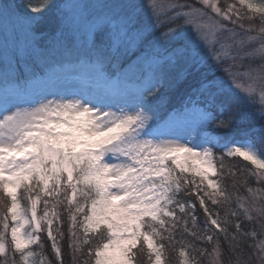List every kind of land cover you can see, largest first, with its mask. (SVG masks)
<instances>
[{"label": "snow or ice", "instance_id": "1", "mask_svg": "<svg viewBox=\"0 0 264 264\" xmlns=\"http://www.w3.org/2000/svg\"><path fill=\"white\" fill-rule=\"evenodd\" d=\"M177 245L264 264V0H0V264Z\"/></svg>", "mask_w": 264, "mask_h": 264}, {"label": "trees", "instance_id": "2", "mask_svg": "<svg viewBox=\"0 0 264 264\" xmlns=\"http://www.w3.org/2000/svg\"><path fill=\"white\" fill-rule=\"evenodd\" d=\"M228 3L233 2V0H227ZM242 164H247L248 162L242 161ZM251 167V165H249ZM252 187H256V185L253 183L251 185ZM223 215V213H221ZM179 245L176 246L175 251L169 249L166 251V256H165V264H179ZM145 264H146V259H145Z\"/></svg>", "mask_w": 264, "mask_h": 264}]
</instances>
